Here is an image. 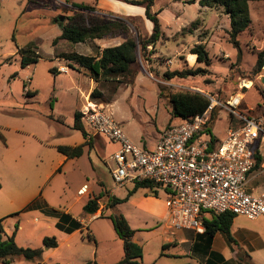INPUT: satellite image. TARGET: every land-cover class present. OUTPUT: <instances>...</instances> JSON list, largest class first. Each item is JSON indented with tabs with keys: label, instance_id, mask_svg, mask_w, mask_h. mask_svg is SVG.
I'll list each match as a JSON object with an SVG mask.
<instances>
[{
	"label": "rangeland",
	"instance_id": "1",
	"mask_svg": "<svg viewBox=\"0 0 264 264\" xmlns=\"http://www.w3.org/2000/svg\"><path fill=\"white\" fill-rule=\"evenodd\" d=\"M189 1H155L153 13L163 12L159 17L160 38L155 45L148 46L147 52L138 47V60L133 67L135 79L97 82L95 89L104 97L91 101V78L79 74L78 65H68L57 55L77 51L99 56L97 47L109 42H124L128 38L147 40L153 28L148 27L146 16L127 17L100 10L98 0H0V218L16 214L6 226V238L16 227H22L16 237L19 246L46 249L42 238H53L59 230L56 221L49 219H58L56 215L70 206L77 217L87 214L84 207L93 197L90 194L79 199L78 195L79 189L87 185L94 194H100L95 198L99 201L97 214L102 217L83 229L90 248L87 250L93 248L98 253L97 264H115L123 259L124 245L109 216L121 210L127 212L131 207L122 203L111 208L109 200L121 197L133 187L130 184L118 187L112 176L115 164L111 158L120 149V143L104 135L88 141L87 136L73 128L75 112L83 111L89 102L99 105L129 142L142 150L155 149L161 134L169 126L180 124V119L172 117L169 103V96L177 91L208 93L224 104L241 95L237 111L264 118V67L254 73L258 54L264 51V2L250 4L252 22L239 36L240 49H237L229 41L230 19L225 9L202 8L199 3L188 4ZM81 4L94 7L95 16L129 18V34L96 41L97 47L92 40L77 47L66 40L54 44L62 34V26L69 23L68 18L82 13L77 8ZM122 9L125 14L126 9ZM201 41L206 42L202 43L211 65H198L208 69L210 77L223 80L215 95L204 84L206 77L167 80L164 76L188 68L179 53ZM30 43L40 58L22 67L19 49ZM61 65H68L67 72H57ZM241 124L231 111L218 107L212 133L221 142L229 128ZM59 146H83V155L66 160L58 151ZM259 149L263 153L262 163L254 170L247 192L264 189V143H260ZM146 192L145 195H151ZM159 197L165 200L162 192ZM213 213L205 212V219L211 220ZM36 219L42 228L39 236H35ZM89 231L95 237L94 244L87 240ZM136 239L144 251L142 264L167 261L159 259L162 251L159 231L142 232ZM161 255L165 256L163 251Z\"/></svg>",
	"mask_w": 264,
	"mask_h": 264
},
{
	"label": "built area",
	"instance_id": "2",
	"mask_svg": "<svg viewBox=\"0 0 264 264\" xmlns=\"http://www.w3.org/2000/svg\"><path fill=\"white\" fill-rule=\"evenodd\" d=\"M64 69H61L63 71ZM210 106L202 116L169 126L153 150H142L129 142L115 121L97 104L88 103L82 122L91 141L101 135L120 143L112 156V176L118 187L147 183L150 193L162 192L169 223L174 231L191 230L205 234V212L231 213L250 220L264 217V192H247L253 173L256 149L264 142V118L237 111L242 96L228 104L211 94H203ZM225 108L241 121L229 129L221 142L207 132L212 111ZM85 128V129H86ZM88 186L78 192L85 195Z\"/></svg>",
	"mask_w": 264,
	"mask_h": 264
},
{
	"label": "trees",
	"instance_id": "3",
	"mask_svg": "<svg viewBox=\"0 0 264 264\" xmlns=\"http://www.w3.org/2000/svg\"><path fill=\"white\" fill-rule=\"evenodd\" d=\"M131 6H140L145 8V15L153 24V31L147 40H134L128 38L119 46L105 48L99 57L87 56L77 52L61 53L57 55L58 59L74 63L86 71V74L91 77L96 83L104 81L121 82V79L129 78L135 79L133 71L134 65L137 63L138 47L142 51L147 52L149 45H155L159 40L161 34V24L159 20V13H153L152 8L156 0H120ZM196 2L202 8L223 7L225 13L230 19V29L228 31L229 41L237 49H240L239 36L246 32L251 25L250 4L253 2H264V0H190L188 4H195ZM82 13H78L68 18L69 23L62 26V34L54 41L66 40L72 44L85 43L87 40H102L106 38H116L126 36L130 31L129 18H111L104 16H95L93 12L96 10L85 4L77 6ZM84 12V13H83ZM198 21L193 24H197ZM33 43H30L25 48L19 49L22 55V67L36 62L40 55L32 50ZM190 54L197 56V64H204L206 67L211 65V60L206 49V45L202 42L195 44L190 49ZM264 67V51L258 54L254 73H259ZM167 80L173 79H188L206 77L205 85L211 88V92L215 95L220 91L222 79L210 77V71L204 67L190 68L185 67L181 70L167 72L165 75ZM125 82V81H124ZM132 82H127L129 84ZM104 94L99 89H94L90 94L91 101L102 99ZM169 103L171 106V114L173 118H178L181 121L191 120L197 116H202L210 106V100L207 99L200 92L177 91L169 96ZM218 108V107H217ZM215 108L210 114L207 123V132L215 141L217 138L213 135L212 130L216 120ZM82 113L78 111L74 117V129L80 130L84 136H87L86 129L82 122ZM58 151L63 154L67 160L75 159L83 155V146H59ZM256 164L254 170L260 167L262 163V156L258 149L255 151ZM147 183L136 184L132 191L128 193L125 199L112 198L109 200V207L113 208L117 204H122L140 189L151 188ZM152 194V193H151ZM153 196L158 197V192L154 191ZM84 211L90 215H96L99 211V201L97 198L90 199L84 207ZM8 217L0 218V264H12L14 261H41L44 253L43 248H29L21 247L16 242V235L18 227L11 236L6 238L4 225ZM236 215L231 213L215 214L213 213L211 220H204L206 226V233L214 236L217 232H223L228 240L232 243L233 239L230 228ZM112 221L114 230L118 237L122 240L124 245V257L115 264H142L143 248L134 242L133 238L135 230L132 229L125 216L121 213L112 214L109 216ZM75 229L80 228L75 225ZM46 248H57L58 241L55 237L45 238L43 241ZM165 249V246H163ZM88 264H97L89 262Z\"/></svg>",
	"mask_w": 264,
	"mask_h": 264
},
{
	"label": "crops",
	"instance_id": "4",
	"mask_svg": "<svg viewBox=\"0 0 264 264\" xmlns=\"http://www.w3.org/2000/svg\"><path fill=\"white\" fill-rule=\"evenodd\" d=\"M97 7L100 10H108L121 16H146L145 8L130 6L128 7L117 0H98ZM122 7L126 9L125 14L122 11ZM159 13L160 17L163 13L162 10ZM146 20L148 27L152 29V22L147 18ZM206 27L209 28L208 26ZM102 40L111 39L106 38ZM102 40H87L86 42L91 41L92 44L97 47L98 43H96V41L99 42ZM201 42L206 43L204 41ZM122 43V41H117L115 43L109 42L106 46H98L97 49L101 53L105 48L119 46ZM83 44L84 43H79L75 45L77 47ZM191 48L192 47H189L186 51H182L181 53H179L180 57L184 56V60L182 61V63H186L191 68L200 67L197 64V56L190 54ZM90 55L93 54H89L88 56ZM93 56L99 57L98 54H94ZM227 56L229 55L227 54ZM70 64L71 62H68V65ZM68 65H61L60 69H58L57 72H67ZM61 69L64 70L61 71ZM78 72L79 74L89 76L86 74V71L83 68L79 67ZM89 78L91 77L89 76ZM90 80L91 92L97 87V83L92 79ZM87 97L88 95L85 96V99H87ZM229 129H234V127H231ZM260 153L261 155H263L261 149ZM253 173L250 175L249 183L250 181L252 182ZM132 190L133 188L129 189V192ZM115 191L116 189L112 190L111 194H114ZM146 191L147 190L145 189H140L136 193H134L128 199V201L124 203L125 205H129L131 208L127 212H125L124 210H121L120 212L125 216L132 229L135 230L133 240L138 245H141V242L136 239L138 234L142 232H160L162 236L161 248L165 256L161 255V251L159 259L164 258L167 260L163 264H264V217L250 220L244 216L238 215L234 219L230 228L231 235L235 240L234 243L230 242L226 235L220 231L217 232L214 236H210L208 233H205L203 235L197 234L196 232L191 230L174 231L169 223V218L167 215V205L165 200L160 199L159 194L158 197L153 196V194L147 196L145 195V193H147ZM250 191L251 193L259 194L264 192V189H254ZM129 192H126L121 197L117 198L125 199L128 196ZM90 194L93 199H95V197L98 195L94 194L88 187V191L85 195L78 194L79 199L88 195L90 196ZM71 211L72 206L67 208L65 211H60L58 215H56L58 219L52 218L48 220L56 221L57 227L59 228L58 234H55L54 236L58 241V247L44 249L41 261H28L27 264H88L89 262L98 261V253H96L93 248L91 251L87 250L90 248L89 243H87L86 238L83 234V229L86 225L92 224L94 221L101 219V213L96 215L85 214V216L77 217L73 215ZM9 221L10 218L6 220L4 225L5 234L6 226H8ZM36 222L37 225L35 226V236H39L42 228L40 227V225H38L40 223L38 219H36ZM75 225L79 226L80 228L75 229ZM21 228L22 227L18 228L17 234H19L18 231H22ZM86 237L87 240H89L88 242L93 244L95 243V237L92 235V231H89ZM43 239H45V236L44 238H42V244L44 241ZM163 246H165V250H163ZM38 248H40V246ZM24 261L25 260L14 261L12 264H18Z\"/></svg>",
	"mask_w": 264,
	"mask_h": 264
},
{
	"label": "bare ground",
	"instance_id": "5",
	"mask_svg": "<svg viewBox=\"0 0 264 264\" xmlns=\"http://www.w3.org/2000/svg\"><path fill=\"white\" fill-rule=\"evenodd\" d=\"M248 85V84H247ZM89 104H90V102H89ZM88 106V105H87Z\"/></svg>",
	"mask_w": 264,
	"mask_h": 264
}]
</instances>
